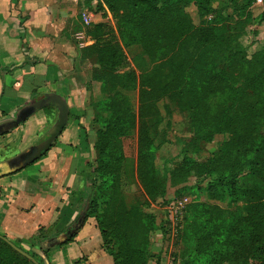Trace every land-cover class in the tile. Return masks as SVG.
<instances>
[{"label": "trees", "instance_id": "1", "mask_svg": "<svg viewBox=\"0 0 264 264\" xmlns=\"http://www.w3.org/2000/svg\"><path fill=\"white\" fill-rule=\"evenodd\" d=\"M102 1L115 18L116 28L107 23L93 24L85 33L92 45L80 51V59L91 66L87 91L97 84L100 99L91 122L95 162L84 166L87 200L82 222L55 246L52 242L63 238L66 228L41 230L25 244L11 243L37 264H50L51 248L71 244L86 220L93 219L102 249L113 264H147L146 253L133 249L128 242H118L116 250L111 248L112 222L100 202L102 198L115 204L119 200L117 176L125 162L123 144L136 135L137 177L150 202L163 201L168 188L178 187L194 174L210 178L207 192L211 200L228 198L245 206L229 221L217 207L192 205L185 225V241L191 248L181 254V264H264V55L248 59L243 50L231 51L228 46L226 53H220L219 62L203 63L205 56L214 57L218 46L208 32L197 40L192 55L179 56L185 32L195 28L188 9L194 7L201 17L204 4L218 0ZM97 8L104 12L101 4ZM261 18L264 20V13ZM134 46L159 67L137 76L124 57V50ZM206 47L205 56L198 54ZM164 72L166 82L162 81ZM134 91L138 92L137 116L126 105V94ZM163 98L190 117L194 136L180 152L182 164L167 176H161L154 165L156 149L146 124V110ZM217 136L225 137L217 151L204 162H195L191 155ZM22 169L18 167L13 173ZM243 175L248 178L242 181ZM117 208L122 209L120 205ZM0 264L33 263L0 240Z\"/></svg>", "mask_w": 264, "mask_h": 264}, {"label": "crops", "instance_id": "2", "mask_svg": "<svg viewBox=\"0 0 264 264\" xmlns=\"http://www.w3.org/2000/svg\"><path fill=\"white\" fill-rule=\"evenodd\" d=\"M96 1L0 0V236L10 242L25 244L41 230L66 228L67 235L83 218L85 209L76 201L85 191L84 166L94 157L95 136L87 104L90 64L80 59L92 41L80 20L82 15L95 18L90 9ZM52 94L66 107L67 124L33 164L13 173L59 112L46 106L14 129L4 132L5 127L34 101ZM48 260L113 264L93 219L86 220L71 244L51 248Z\"/></svg>", "mask_w": 264, "mask_h": 264}, {"label": "rangeland", "instance_id": "3", "mask_svg": "<svg viewBox=\"0 0 264 264\" xmlns=\"http://www.w3.org/2000/svg\"><path fill=\"white\" fill-rule=\"evenodd\" d=\"M96 2L94 9H90L95 18L90 17L88 24H85L82 19L80 20L85 33L93 24L98 23H107L111 29H115V18L107 12L102 0ZM98 4L102 5L104 12L99 11ZM247 4L248 0H218L207 3L204 4V12L201 17L198 16L194 7L188 9L195 28L185 32L182 40L183 52L179 56L183 55L182 57H184V53L192 55L197 40L208 32H212L218 41L216 48L218 52L216 51L214 57L207 59L205 56L207 47L198 52L205 56L203 63L219 62L220 53H226L228 46L231 51L243 50L248 59L264 55V20L261 18L264 13V0H253L251 5ZM224 40H228V44ZM124 57L137 76L147 75L159 67L152 63L138 46L124 50ZM88 66L89 85L92 72L91 66ZM166 74L165 72L162 74L165 78L162 80L163 82L168 79ZM98 90L97 84H93L87 97V104L92 109L93 117L95 116L93 113L95 105L100 100ZM126 105L137 116L139 110L137 91L126 94ZM151 105L152 107L146 110V124L156 149L153 152L154 165L161 176H167L168 172L182 164L183 157L180 152L191 139H194L193 129L190 125V117L167 99H160ZM94 112L96 111L94 110ZM91 131L94 133L93 127H91ZM224 138L217 136L211 143L203 144L200 147V152L191 155V158L197 163L204 162L217 151L218 145L223 142ZM123 146L125 162L121 166L120 175L117 176V179H120L118 193L120 192L121 196L116 204L105 198L100 200L105 209V215L112 222V225H109L112 249H117L118 242H128L133 249L146 253L147 264H181V254L191 248V243L187 244V240L185 241V225L190 216L192 205L205 204L217 207L228 215L229 221L244 210L243 203L229 202L228 198L223 201L211 200L207 192L210 178L194 174L190 175L187 182L178 187L168 188L167 196L163 201L150 202L137 177L136 135L126 139ZM94 162L95 155L87 163ZM246 177L247 175H243L242 181ZM98 183L97 181L96 184ZM113 183L116 184V182ZM84 186L83 183V188ZM183 187L187 189L180 191ZM86 200L87 192L85 190L76 202L83 206ZM119 205L122 209L117 208ZM262 206L264 208V201ZM150 218H153L154 228L151 232Z\"/></svg>", "mask_w": 264, "mask_h": 264}, {"label": "water", "instance_id": "4", "mask_svg": "<svg viewBox=\"0 0 264 264\" xmlns=\"http://www.w3.org/2000/svg\"><path fill=\"white\" fill-rule=\"evenodd\" d=\"M46 106L56 108L59 112L58 118L53 126L49 129V131L45 134V136L41 138L32 148H30V150L26 154L19 158V168H24L30 164H33L37 160V158L40 157L41 153L46 151L57 140V138H59L67 124L66 107L58 96L53 94L44 95L39 100L34 101L28 108L22 110L18 114L16 120L5 127L4 132L14 129L19 124L27 120L30 116ZM81 222L82 218L77 222L76 226L69 232V234L63 235V238L53 241L52 246H55L56 244H58V242L71 235L79 227ZM0 240L5 242L12 250H14L23 258L31 261L33 264H37L29 255L21 251L19 248L15 247L6 238L0 236Z\"/></svg>", "mask_w": 264, "mask_h": 264}, {"label": "built area", "instance_id": "5", "mask_svg": "<svg viewBox=\"0 0 264 264\" xmlns=\"http://www.w3.org/2000/svg\"><path fill=\"white\" fill-rule=\"evenodd\" d=\"M258 1H260V0H258ZM81 18H82V20L84 21L85 24H88L89 17H87L86 15H82Z\"/></svg>", "mask_w": 264, "mask_h": 264}]
</instances>
